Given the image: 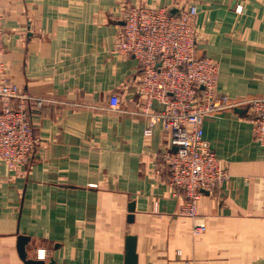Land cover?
I'll list each match as a JSON object with an SVG mask.
<instances>
[{"label":"crops","instance_id":"1","mask_svg":"<svg viewBox=\"0 0 264 264\" xmlns=\"http://www.w3.org/2000/svg\"><path fill=\"white\" fill-rule=\"evenodd\" d=\"M137 4L195 5L197 55L219 64L217 95L264 99V0H0L8 78L49 101L33 117L42 145L31 163L0 162V264H25L20 236L30 257L46 250L56 264H125L128 236L138 264H264V146L247 113L204 121L231 179L201 197L196 219L179 215L171 135L160 125L144 135L139 63L115 52L123 13ZM197 224L207 226L200 236Z\"/></svg>","mask_w":264,"mask_h":264},{"label":"built area","instance_id":"2","mask_svg":"<svg viewBox=\"0 0 264 264\" xmlns=\"http://www.w3.org/2000/svg\"><path fill=\"white\" fill-rule=\"evenodd\" d=\"M178 8L179 15L172 16L169 7L128 6L115 52L122 58L134 56L139 63L140 92L146 98L144 112L149 116L144 135L152 136L158 125L170 133L177 150L165 154L171 171L169 185L184 197L179 215L196 219L203 191L211 193L231 179L205 139L204 121L223 109L248 107L254 140L264 146V99L217 95L219 64L197 55L198 9L195 5ZM4 18L0 9V160L18 170L27 167L42 145L33 117L49 101L26 93L9 80L2 61ZM155 103L163 109L155 112ZM121 104L118 95L111 96V109L119 110ZM206 231L205 224L193 228L195 236ZM38 252L39 260L47 258L46 250Z\"/></svg>","mask_w":264,"mask_h":264},{"label":"water","instance_id":"3","mask_svg":"<svg viewBox=\"0 0 264 264\" xmlns=\"http://www.w3.org/2000/svg\"><path fill=\"white\" fill-rule=\"evenodd\" d=\"M169 14L172 16L179 15V8L178 7H170ZM124 25V22L122 23ZM203 89V87L201 88ZM238 113H248V107L245 108H238L236 109ZM177 150V148H175ZM204 194H210L207 191H203ZM134 209L133 205L131 207V213L133 214ZM133 218V215L130 216V219ZM19 253L21 259L24 261L25 264H56V261L53 258H49L48 262L44 260L34 259L30 257L27 247L31 243V239L29 237L20 236L19 237ZM137 237L135 236H128L126 238V260L125 264H138V254H137Z\"/></svg>","mask_w":264,"mask_h":264},{"label":"rangeland","instance_id":"4","mask_svg":"<svg viewBox=\"0 0 264 264\" xmlns=\"http://www.w3.org/2000/svg\"><path fill=\"white\" fill-rule=\"evenodd\" d=\"M3 41H4V40H3ZM4 50H5V49H4ZM3 55H4V54H3ZM2 61H3V56H2ZM3 63H4V61H3ZM4 65H5V63H4ZM5 68H6V66H5ZM18 87H19V86H18ZM19 88H20V87H19ZM20 89H21V88H20ZM0 103H1V99H0ZM1 107H2V103L0 104V109H1ZM252 132H253V131H252ZM253 137H254V136H253ZM41 140H42V139H41ZM32 159H33V158H32ZM32 159H31V161H32ZM31 161H30V163H31ZM0 162H2V163H4L5 165H7V167H8L10 170H13V169L10 168V166H9L6 162H4V161H2V160H0ZM30 163H29V164H30ZM29 164H28V165H29ZM28 165H27V166H28ZM13 171H15V170H13Z\"/></svg>","mask_w":264,"mask_h":264}]
</instances>
